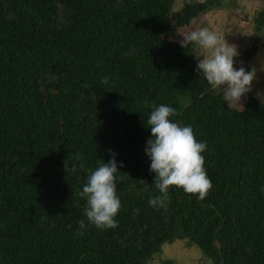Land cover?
I'll return each mask as SVG.
<instances>
[{"label":"trees","instance_id":"1","mask_svg":"<svg viewBox=\"0 0 264 264\" xmlns=\"http://www.w3.org/2000/svg\"><path fill=\"white\" fill-rule=\"evenodd\" d=\"M176 2L0 0V264H146L176 240L211 264H264V104L248 94L227 107L198 76L196 49L169 39ZM257 52L239 59L248 67ZM161 103L207 142L212 187L199 199L170 186L154 208L144 147L147 105ZM108 149L123 162L117 226L78 235L79 164L106 162Z\"/></svg>","mask_w":264,"mask_h":264},{"label":"clouds","instance_id":"2","mask_svg":"<svg viewBox=\"0 0 264 264\" xmlns=\"http://www.w3.org/2000/svg\"><path fill=\"white\" fill-rule=\"evenodd\" d=\"M176 41L182 48L193 45L197 51L194 57V71L203 76L214 93L221 95L227 107L243 108L242 99L253 91L257 72H264V62L257 67H246L238 47L226 37L207 27H200L179 34ZM172 40V37H169ZM264 104V93L257 92ZM150 111L146 125L150 136L146 138L144 153L149 161V172L154 174L153 184L159 195L147 201L150 207L165 208L170 186L181 188L185 193L196 194L203 199L212 187L203 166L202 153L207 142L197 140L190 125L178 123L171 116L175 109L167 104H148ZM109 159L97 160L94 168H86L81 162L79 169L85 170L86 182L78 195L85 200L83 219L77 221L78 235H83L88 226L109 229L117 226L115 219L121 202L116 193L117 173L123 162L117 160V153L107 150ZM79 159V158H78ZM68 165L65 164V169ZM73 171L77 166H71ZM264 192V188L261 189Z\"/></svg>","mask_w":264,"mask_h":264},{"label":"rangeland","instance_id":"3","mask_svg":"<svg viewBox=\"0 0 264 264\" xmlns=\"http://www.w3.org/2000/svg\"><path fill=\"white\" fill-rule=\"evenodd\" d=\"M187 1L189 0H177L174 6L176 14L173 17L175 22L171 35L173 40L181 39L179 34L186 31L207 27L226 37L230 43L236 44L240 53L256 45L258 52L247 66L259 68L264 62V26L258 29L256 16L264 9V0H219L217 5L209 8L205 13L196 15L191 8L181 11ZM192 47L194 48L193 45ZM252 88L253 91L249 94L256 98H258L257 92L264 93V72H257ZM168 261H171L169 264H211L199 248L187 245L181 240L162 245L160 253H153L146 264H165Z\"/></svg>","mask_w":264,"mask_h":264}]
</instances>
